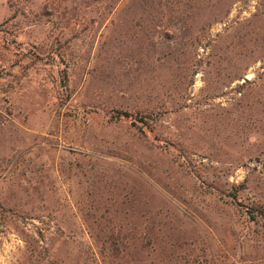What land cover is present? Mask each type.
Listing matches in <instances>:
<instances>
[{
  "label": "rangeland",
  "instance_id": "1",
  "mask_svg": "<svg viewBox=\"0 0 264 264\" xmlns=\"http://www.w3.org/2000/svg\"><path fill=\"white\" fill-rule=\"evenodd\" d=\"M0 264H264V0H0Z\"/></svg>",
  "mask_w": 264,
  "mask_h": 264
},
{
  "label": "trees",
  "instance_id": "2",
  "mask_svg": "<svg viewBox=\"0 0 264 264\" xmlns=\"http://www.w3.org/2000/svg\"><path fill=\"white\" fill-rule=\"evenodd\" d=\"M115 116L117 118H125V119H131L132 120V116L130 114H128L127 112H116Z\"/></svg>",
  "mask_w": 264,
  "mask_h": 264
},
{
  "label": "water",
  "instance_id": "3",
  "mask_svg": "<svg viewBox=\"0 0 264 264\" xmlns=\"http://www.w3.org/2000/svg\"><path fill=\"white\" fill-rule=\"evenodd\" d=\"M250 77H251V75H247V76H246L247 79L250 78Z\"/></svg>",
  "mask_w": 264,
  "mask_h": 264
}]
</instances>
